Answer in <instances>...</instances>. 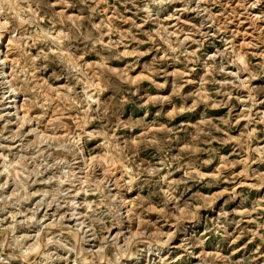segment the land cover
<instances>
[{"label": "clouds", "instance_id": "9594fccd", "mask_svg": "<svg viewBox=\"0 0 264 264\" xmlns=\"http://www.w3.org/2000/svg\"><path fill=\"white\" fill-rule=\"evenodd\" d=\"M262 205L264 0H0V264H264Z\"/></svg>", "mask_w": 264, "mask_h": 264}, {"label": "rangeland", "instance_id": "374dc122", "mask_svg": "<svg viewBox=\"0 0 264 264\" xmlns=\"http://www.w3.org/2000/svg\"><path fill=\"white\" fill-rule=\"evenodd\" d=\"M218 118V117H217ZM185 123H188L189 125L195 123V121H186ZM215 144V141L213 142ZM224 156H228L229 157V163H232L233 160H238L239 157L238 156H235V154L232 153L231 151V147L230 146H227L225 148H223L221 151H220V157H224ZM220 160H217L214 164V166H207L205 165L204 168L201 169V172L205 173L208 177H211V176H214L215 175V170L216 168H219L220 167ZM234 168L236 169V171L238 172L240 170V166L238 164H235L234 165ZM241 184H244L246 183L245 181H240ZM250 184V182H248ZM229 186H232L230 185V182L227 180V178L222 182L221 186L218 187V188H214L213 191H201L199 192V195L203 196V197H210L212 195L215 194V192L217 191H223V189L225 187H229ZM245 191H248L247 188H245ZM192 194H195V193H190V195ZM258 198V197H256ZM226 196L225 197H221L219 200H218V203H223L225 204V207L227 210H230L232 212L233 215H235L237 218H239V216L243 213L244 209L243 208H240V207H234V206H231L229 204L226 203ZM247 208H251L252 207V204L251 203H248L246 205ZM262 207H264V205H262ZM219 209H217V213H218ZM245 223H248V224H251L252 223V220L251 218H248ZM202 230V229H201ZM240 247L243 246V243H240L239 244ZM236 258L238 259L239 258V253H237V256Z\"/></svg>", "mask_w": 264, "mask_h": 264}]
</instances>
